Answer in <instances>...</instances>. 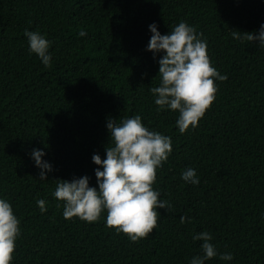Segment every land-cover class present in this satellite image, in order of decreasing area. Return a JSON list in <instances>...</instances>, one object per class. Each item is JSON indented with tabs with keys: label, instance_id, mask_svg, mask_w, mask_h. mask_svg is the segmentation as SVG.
Segmentation results:
<instances>
[{
	"label": "trees",
	"instance_id": "1",
	"mask_svg": "<svg viewBox=\"0 0 264 264\" xmlns=\"http://www.w3.org/2000/svg\"><path fill=\"white\" fill-rule=\"evenodd\" d=\"M181 21L203 33L212 65L228 77L183 134L178 111L154 102L163 53L147 50L149 25L163 35ZM261 25L264 0H0V198L21 228L11 264H191L204 255L193 239L204 231L218 253L205 264H264V48L232 35ZM25 30L52 42L50 67ZM137 114L172 139L154 184L172 210L158 209V227L132 242L107 227L106 211L92 223L65 219L53 193L57 179L85 175L98 189L92 156L106 158L107 120ZM34 149L53 166L47 180ZM188 168L198 185L181 178ZM228 253L232 260L220 259Z\"/></svg>",
	"mask_w": 264,
	"mask_h": 264
},
{
	"label": "clouds",
	"instance_id": "2",
	"mask_svg": "<svg viewBox=\"0 0 264 264\" xmlns=\"http://www.w3.org/2000/svg\"><path fill=\"white\" fill-rule=\"evenodd\" d=\"M152 33L147 50L163 53L159 59V86L152 87L158 110L178 111L176 125L180 133L198 127L199 121L211 108L218 93L216 81H226L227 75H221L212 65L206 39L203 33L197 34L195 27L181 21L169 34H161L158 25H149ZM30 51L37 54L46 67L51 66L49 54L51 41L39 31L25 30ZM80 36L87 33L81 31ZM237 40L258 42L264 48V25L258 34L234 30ZM155 79V78H154ZM110 142L106 145V158L93 154V162L100 166L95 169L98 189L91 187L89 177H74L71 181L57 179L53 193L57 200L64 202L65 219L78 217L89 223L97 222L106 211V225L117 233L126 234L132 242H138L158 227L160 212L171 211L169 201L162 200L161 193L154 188L157 170L163 166L173 151L172 139L160 132L152 131L137 114L131 118L107 120ZM32 158L41 169L40 179L47 180L52 172L51 163L42 159L46 153L34 149ZM101 168L103 170H101ZM181 178L188 183H200L196 171L186 169ZM41 212H46V201L38 199ZM59 207V205H58ZM181 217V223L187 220ZM21 235L20 220L6 199L0 198V264H11L16 249V241ZM203 241V256H195L191 264H205L218 255L213 239L207 231L193 237ZM222 260H232V254H220Z\"/></svg>",
	"mask_w": 264,
	"mask_h": 264
}]
</instances>
